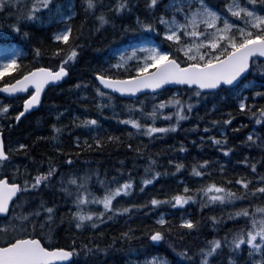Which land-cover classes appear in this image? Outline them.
I'll list each match as a JSON object with an SVG mask.
<instances>
[{
  "label": "trees",
  "instance_id": "obj_1",
  "mask_svg": "<svg viewBox=\"0 0 264 264\" xmlns=\"http://www.w3.org/2000/svg\"><path fill=\"white\" fill-rule=\"evenodd\" d=\"M18 2L22 7L18 8L13 4L11 7L13 15H8L7 9L0 12V25H3L0 27V45L22 47L25 55L19 60L24 68L51 66L55 70L60 57L51 56V51L56 47H62L67 51L73 38L75 43L80 45L77 58L70 62L69 77L59 86L46 91L42 105L37 111L16 122L14 113L22 109V99L26 97L13 100L4 98L0 94V99L4 103L12 105L7 115L0 114V126L3 128L6 149L18 143L28 146L27 155L24 154L25 150L13 154V160L19 164L21 171L27 166L29 178L35 175L37 168L46 171L49 157L57 165V176L48 187L42 185L35 191L29 189L30 195L23 204V210L30 211L41 198L49 207L56 205L52 243L58 247H76L80 251L79 256H74L72 264H139L150 261L152 256L166 257L169 264H199L197 249L205 246L206 241L215 237L221 239L223 245L225 244L223 237L226 233L235 232L245 226L244 218L229 217L228 213L241 207L264 203V197L241 198L223 205L214 202L202 207L200 198L203 194L195 190L209 182H215L224 184L225 187L232 188L239 194L243 191V186L235 181L242 176L252 179L249 184L250 189L258 186L250 165L257 163L256 173L264 175V119L258 124L256 117L246 114L247 110L240 111L237 107L236 94L226 90L227 87L217 92H202L200 97L195 96V88L187 86L166 88L158 94L161 99L166 100L175 93L183 101L191 102L193 107L190 113L186 114L187 118L180 121V126L175 131L164 134L154 133L149 137L141 134L142 130H136L132 125L122 123L123 120L116 119L111 112L127 109L132 103L143 102L144 105L153 99V95L145 94L136 100L113 95L109 101L107 97H100L95 91L98 83L94 79V72L105 69V66L112 63L116 50L138 42L145 36H152L166 49L170 47L159 33L132 30L138 28L137 17L144 20L153 16V12L146 7V0H130V10L126 9L119 13L109 12L111 23L104 25L100 30H96L97 22L93 14L85 11L84 0H58L63 11L66 12L71 4L75 10V14L66 23L72 27L68 44L52 38L53 33L63 27L56 18L44 23L21 20L19 23L21 31L16 32L12 29L10 25L16 22L17 15L21 14L28 5V0H18ZM102 3L105 9H108L115 0H102ZM166 3L168 0H160V8L155 10L156 15ZM209 3L222 10L224 0H209ZM96 11L98 13L99 8ZM44 19L47 21L46 14ZM157 27L162 31V26L157 25ZM25 32L27 35L24 34ZM36 48L41 49L39 56L35 55ZM174 54L178 58H183L181 53ZM262 66H264L263 61L254 59V65L246 80L255 86L243 88L247 96L246 103L252 106V111L264 105V98L252 95L254 92L264 91V73L255 70ZM105 70L124 73L121 70ZM21 71L23 69L5 75L0 83L18 77ZM78 83L80 87H76ZM237 91L240 89L238 88ZM196 100H199V103H196ZM170 111H174V106L166 105L164 112ZM79 112H83L84 116L91 112L98 118L96 119L98 124L88 127L80 124L81 119L74 116ZM229 113L233 119L230 124L225 125L223 121L228 119ZM212 121H220V123L213 124ZM168 122L165 117H160L156 120V126H164ZM172 122H175L174 118ZM141 123H144L142 118ZM53 124L61 128L59 133L52 128ZM220 129L225 131L223 135ZM250 132L254 134L256 140H247V134ZM129 133L132 135L129 136ZM53 136L56 139H52ZM108 136L119 139L109 141L106 139ZM213 136L220 138L226 136L227 144L216 145L210 139ZM95 138H104L102 144L96 145ZM85 139L91 148L84 146ZM129 144L132 145L131 148L127 147ZM224 146L232 149L227 155L220 151ZM57 148L63 151L58 152ZM68 155L72 156L71 164L68 163ZM149 157L156 161L153 165L155 170L165 174L157 177L150 185H144V190L140 191V181L145 176V166L150 163ZM203 160L209 161V164L201 165L199 162ZM245 160L248 161L247 164L243 163ZM177 162L183 163L184 167L177 170L175 166ZM193 165H196L204 175L194 174ZM97 173L101 179L110 180L112 177H117L120 182L131 175L134 178V187L129 195L130 202L144 207L130 210L127 215H122L120 220L113 221L115 223L106 224L105 218L102 223L92 227L85 221L83 228L76 229L69 213L77 211V205L72 202L77 186L68 181L72 176L79 179L87 174L91 176L87 187L92 191L98 188L97 191L102 192L101 185L97 183ZM60 175L64 178V185L59 182ZM64 186L70 189L71 195L63 191ZM185 186L190 190L188 195L197 197L195 201H189L186 206H173L167 203L153 206L148 203L153 196L163 200L177 192H183ZM88 205L86 203L80 207L83 211H98L96 208H91L94 205L90 207ZM161 213L166 214L167 223L164 226L158 225L155 221ZM43 216L42 212L40 219H43ZM212 216L217 217L215 222L211 220ZM61 217H63L62 221ZM183 217L198 221L197 230L182 228L180 220ZM168 227H171L170 232L167 231ZM151 230H162L164 239L157 244L154 243L149 236ZM37 231L40 232L39 229ZM124 232H129L131 238L124 237ZM44 242L47 246V239ZM81 244H87L89 248L99 245L100 248H107V252L100 253L93 248V254L85 256ZM185 247L189 249L190 259L179 256V251ZM234 256L237 257L233 259L235 264H251L246 246L241 247V251L236 252ZM255 258H259V255ZM237 260L243 262L238 263Z\"/></svg>",
  "mask_w": 264,
  "mask_h": 264
},
{
  "label": "snow or ice",
  "instance_id": "obj_2",
  "mask_svg": "<svg viewBox=\"0 0 264 264\" xmlns=\"http://www.w3.org/2000/svg\"><path fill=\"white\" fill-rule=\"evenodd\" d=\"M19 5L18 0H0V12L8 10V15H13L11 7ZM85 11L93 14L97 22L96 30H100L104 25L111 23L108 13L130 10V0H115L111 8L105 9L102 0H84ZM146 7L153 12L151 19L141 20L137 17V29L133 31L148 30L149 33H159L162 38L169 43L170 47L165 49L157 46L151 41L143 43L140 47H132L127 55L121 53L115 64L109 65V68L125 69L123 74L112 73L109 70L101 69L94 72V79L103 85L105 89L112 91H103L101 87L96 86L95 91L100 97H107L111 101L113 93L134 95L145 89L162 90L166 85H185L195 86V96H202L201 90H226L235 93L238 98L237 107L240 111L247 110L246 114L256 117V123L264 119V105L252 111V106L246 103L247 96L243 92V87H253L246 80L252 66L254 57H264V0H224L222 10L210 5L209 0H168L163 5V9L158 15L155 10L160 8V0H146ZM99 12L97 13V9ZM169 14H165V13ZM47 15V21L44 15ZM73 15L75 13H72ZM68 20L62 5L58 0H28V5L24 11L17 15L16 22L10 25L16 32H20L19 23L21 20H34L41 23L51 22L54 18ZM235 18V22L233 20ZM157 25L162 26L158 28ZM3 27V25H0ZM72 27L65 24L59 31L53 33V40L68 44ZM27 35V33H24ZM78 38V37H77ZM80 45L75 43V38L71 45L65 51L62 47L54 48L50 55L60 57L58 65L55 67H31L24 68L18 57L21 55L15 48L8 46L0 49V80L6 74L23 69L16 78H11L7 82L0 83V92L9 94L10 98L15 100L22 99V109L14 113V120L20 121L30 109L41 104V94L50 82L61 81L69 72L70 62L74 61L78 55ZM174 53H183V58H178ZM41 49H35V55L39 56ZM130 60H135V64H129ZM264 73V66L255 69ZM243 84V87L241 85ZM80 87V83L76 85ZM240 91H237V89ZM15 94V95H12ZM253 97L264 98V91L254 92ZM199 103V100L195 101ZM166 105H173L174 111L164 112ZM9 103H4L0 99V114L7 115ZM102 107V105H98ZM193 104L183 101L177 94L173 93L166 100H159L152 105L151 112H144L143 102L130 105L129 113H134L139 109L141 117L151 118L152 123H141L140 117H134L129 114L121 121L124 124L132 125L136 130H142L143 134L152 137L154 133H168L175 131L180 126V121L187 118ZM215 107V105H213ZM259 113V115H257ZM159 116H164L169 122L164 126H156L155 121ZM174 118L175 122H172ZM119 119V118H117ZM233 117L228 114V119L223 124L231 123ZM85 127L98 124L95 118L86 116L79 121ZM213 124L220 121H212ZM194 127H196L194 125ZM52 128L56 133L61 128L55 124ZM132 133H129L131 136ZM52 139H56L55 136ZM104 138H95L94 143L101 145ZM107 140L119 139V137L108 136ZM216 145H226L227 137L210 138ZM248 141L256 140L253 133H249ZM79 144V138H77ZM84 146L88 145L87 139ZM131 148L132 145H127ZM28 146L24 143H18L14 147L6 149L3 136V128L0 126V214H3V220L0 221V264H72L71 258L79 256L80 251L76 247H58L52 243V225L55 220L56 205L47 206L41 198L39 203L28 212H18L26 202L29 189L35 191L43 185L48 187L57 176V165L51 157L48 158V168L46 171L36 169L34 176L29 178L27 166L23 171L19 165L13 163V154L19 150H25L27 155ZM139 151L140 149H136ZM183 150V148L181 149ZM56 151L62 152L63 149L57 148ZM220 151L227 155L232 151L229 147H221ZM31 159V158H30ZM68 163L71 164L72 156L68 155ZM150 163L145 166V176L140 181V191H143L144 185H150L157 177L165 173L156 171L153 165L156 161L149 157ZM170 163H172L170 161ZM207 166L209 161L199 162ZM243 163L247 164L245 160ZM176 168H183V163H176ZM250 168L257 181V187L249 188L252 179L242 176L236 179L235 183L243 186V191L239 194L232 188L225 187L224 184L209 182L195 192L202 193L200 198L201 206L219 202L221 205L226 202H232L241 198L264 197V175L256 173L257 163H251ZM7 170L12 172V176L5 174ZM223 171V169H221ZM192 172L197 176H203L204 173L196 165L192 166ZM97 183L102 187V194H97L87 187L91 176L85 174L81 178L70 177L68 183L76 185V195L72 201L77 205V211L70 212L71 221L75 222V228L84 227V222H89L92 227L97 223H102L104 218L111 219L116 213H129L130 210L144 207V205L128 204L123 205L117 202L113 203L118 197L123 199L133 192L134 178L129 175L128 178L120 179L112 177L110 180L101 179L97 173ZM19 179L20 182H17ZM59 182L64 185V178L59 176ZM231 183V181H226ZM63 191L68 195L72 192L67 186ZM190 190L185 186L183 192H177L171 197H165L163 200L155 196L148 202L153 206L160 204L184 205L189 201H195V195H188ZM19 193V195H18ZM123 194V196H121ZM15 198V200L13 199ZM103 205L100 211H83V204ZM44 213L43 219H40L41 213ZM229 217H242L246 224L235 232L226 233L223 242L232 250V254L241 251V245L246 244L248 256L251 264H264V203L253 204L246 207L234 209L228 213ZM223 218V217H222ZM63 217H61V221ZM211 220L215 222L216 216ZM164 214L161 213L157 224L164 226L166 224ZM180 226L188 230H197L198 221L183 217L180 220ZM40 230V232L37 231ZM167 231H171L168 227ZM41 233H43L41 235ZM124 237L131 238L129 232L123 233ZM152 241L164 239L162 230H151L149 232ZM47 239V246L45 244ZM73 244L75 241L73 240ZM222 247V240L213 238L205 242V246L197 249L199 253V264H213V258L218 254ZM84 255L93 254V248L100 253H106L107 248H100L99 245H93L89 248L87 244H81ZM259 253V258L255 254ZM228 256V264H235L233 255ZM179 256L190 259L189 249L187 247L179 251ZM145 264H169L166 257L152 256L150 261Z\"/></svg>",
  "mask_w": 264,
  "mask_h": 264
},
{
  "label": "rangeland",
  "instance_id": "obj_3",
  "mask_svg": "<svg viewBox=\"0 0 264 264\" xmlns=\"http://www.w3.org/2000/svg\"><path fill=\"white\" fill-rule=\"evenodd\" d=\"M64 13H65V15H68L69 16V19H70V17L71 16H73V14L72 13H75V10H74V7H73V4H71L68 8H67V10H66V12L64 11ZM56 20L58 21V22H60L61 24H63V26L67 23V21L68 20H62V19H60V18H56ZM233 20H234V22H235V18H233ZM148 41H151L152 43H154V44H156L157 46H161L152 36H145V37H143L140 41H138V42H135V43H132V44H129L128 46H126V47H124V48H122V49H119V50H116L115 51V53H114V55H113V61H112V63H109L107 66H105V69H110L109 68V65H112V64H115L116 63V61L119 59V56H120V54L121 53H124L125 55H127L128 54V52H130V50H131V48L132 47H140L143 43H145V42H148ZM3 47H5L4 45H0V49H2ZM8 47H10V48H15L16 50H18L19 52H20V56L18 57V59L19 58H21L22 56H24V54H25V52H24V50H23V48L22 47H20V46H8ZM164 48V47H163ZM166 49V48H165ZM182 54V56H183V53H181ZM136 63V61L135 60H130L129 61V64H135ZM111 69H113V70H115V71H123V72H125V69H119V70H117V69H115V68H111ZM12 73V72H11ZM8 74H10V73H8ZM7 75V74H6ZM92 86H93V84H91ZM159 94V93H158ZM158 94H155V95H153V94H150V95H153L154 97H153V99H154V101H153V99H151V101H149V102H146V103H144V105H143V108H144V112H151L152 111V105L153 104H156L159 100H164V99H161L159 96H158ZM133 104H135V103H132L131 105H133ZM150 110V111H149ZM164 111V110H163ZM90 113V114H89ZM88 114H89V116L88 117H91V118H95V119H98L96 116H94L91 112H88ZM88 114H85V116H84V113L83 112H79V114H76V115H74L75 117H77V118H79V119H83V117H86ZM111 114L113 115V117H115L116 119L117 118H119L118 120H124V118L126 117V116H128L129 114H131V113H129V111H128V108L127 109H117V110H115V111H112L111 112ZM133 114H135V115H133L134 117H140V118H142L143 120H144V123H152L153 121H152V119L151 118H146V117H141V114H140V111H139V109H137V110H135V112L133 113ZM132 115V114H131ZM160 117H164V116H159V118L157 119V120H159L160 119ZM101 121V120H100ZM155 123H156V121H155ZM108 128V127H107ZM223 132H224V130H221L220 129V133H221V135H223ZM141 134H143L142 132H140ZM251 133V132H250ZM247 137H248V134H247ZM144 140V139H143ZM144 142V141H143ZM19 165V164H18ZM179 182H181V180L179 181ZM89 188V187H88ZM98 190V188L96 189V191H93V192H96L97 194H102V192H98L97 191ZM121 196H123V194H121ZM117 202H119L120 204H123V205H128V204H131V202H130V199H129V196H127V197H124L123 199H121L120 197H118L116 200H114L113 201V203H114V205L117 203ZM191 202V201H190ZM189 203V202H188ZM187 204V203H186ZM186 204H184L183 206H186ZM91 205H94V206H92L91 208H96V209H98V211H100V210H102L103 209V205L101 204V205H96V204H89L88 206L90 207ZM87 206V208H89ZM24 207H22L21 208V210L24 212ZM128 213H116L111 219H107L106 218V224H108V223H115V222H113V221H115V220H120V218L122 217V215H127ZM160 217V216H159ZM158 217V218H159ZM157 218V219H158ZM166 218V214H164V219ZM222 218V217H221ZM224 218H226V217H223V219ZM105 219V218H104ZM112 222H111V221ZM156 222H157V220H155ZM227 244H223L222 245V247H221V249L220 250H218V254L213 258V264H228V256L230 255V254H232V250H230L229 248H228V246H226ZM243 246H246L247 247V250H248V248H250V246H247L246 244H242L241 245V247H243ZM233 255V259L234 258H237V257H235L234 256V254H232ZM259 255V253H256L255 254V256H258ZM150 260H151V257H150ZM235 261V260H234ZM237 262L238 263H242L243 261L242 260H237ZM245 262V261H244ZM139 264H145V261H143V262H140ZM242 264H246V263H242Z\"/></svg>",
  "mask_w": 264,
  "mask_h": 264
},
{
  "label": "water",
  "instance_id": "obj_4",
  "mask_svg": "<svg viewBox=\"0 0 264 264\" xmlns=\"http://www.w3.org/2000/svg\"><path fill=\"white\" fill-rule=\"evenodd\" d=\"M256 57H259V56H256ZM256 57H254V58H256ZM262 61H264V57H259ZM68 75H69V72H68V74H67V76H65L61 81H56V82H50V85H54V86H57V85H60L67 77H68ZM98 82V81H97ZM98 84H99V82H98ZM180 86H185V85H177V84H172V85H166V86H164L163 87V89H165V88H167V87H180ZM50 87H53V86H46L45 87V90H44V92L41 94V102H42V96H43V94L45 93V91L47 90V89H49ZM100 87L104 90V91H112V90H109V89H105L104 87H103V85H100ZM188 87H191V88H194L195 86H188ZM227 87V86H226ZM162 89V90H163ZM158 91H161V90H151V89H145V90H142V92H140V93H136V94H134V95H130V94H122V93H118V92H114L113 94H115V95H117L118 97H122V98H124V97H126V98H133V99H135V98H137V97H139V96H141V95H144V94H149V93H157ZM202 92H216V91H219V90H201ZM0 94L1 95H3V96H5V97H7V98H10V96H9V94H6V93H2V92H0ZM12 95H15V94H12ZM40 106H41V104L40 105H37V106H35L34 107V109H30L28 112H26L25 113V115H28V114H30L31 112H33V111H36L37 109H39L40 108ZM24 115V116H25ZM23 117V116H22ZM21 117V118H22ZM155 243H158V241H154ZM73 260V257L71 258V261Z\"/></svg>",
  "mask_w": 264,
  "mask_h": 264
},
{
  "label": "flooded vegetation",
  "instance_id": "obj_5",
  "mask_svg": "<svg viewBox=\"0 0 264 264\" xmlns=\"http://www.w3.org/2000/svg\"><path fill=\"white\" fill-rule=\"evenodd\" d=\"M13 163H14L15 165H18V163H16L14 160H13ZM5 174L9 175L10 177L12 176V172H11L10 170H7V171L5 172ZM17 182H20L19 179L17 180ZM14 200H15V199H14ZM17 211L20 212V211H21V208H18ZM2 220H3V215L0 214V221H2Z\"/></svg>",
  "mask_w": 264,
  "mask_h": 264
},
{
  "label": "bare ground",
  "instance_id": "obj_6",
  "mask_svg": "<svg viewBox=\"0 0 264 264\" xmlns=\"http://www.w3.org/2000/svg\"><path fill=\"white\" fill-rule=\"evenodd\" d=\"M97 85H98V84H97ZM150 94H152V93H150ZM0 120H1V119H0ZM23 207H24V205H23ZM25 207H26V206H25ZM21 211H22V210H21ZM21 211H20V212H21ZM22 212H23V211H22ZM156 220H158V219H156Z\"/></svg>",
  "mask_w": 264,
  "mask_h": 264
}]
</instances>
